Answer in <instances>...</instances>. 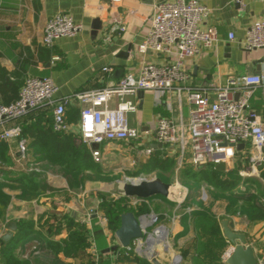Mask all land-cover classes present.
I'll return each instance as SVG.
<instances>
[{"label":"crops","instance_id":"1","mask_svg":"<svg viewBox=\"0 0 264 264\" xmlns=\"http://www.w3.org/2000/svg\"><path fill=\"white\" fill-rule=\"evenodd\" d=\"M165 1L173 0H121V2L113 0H0V105H9L15 102L29 77L51 78L59 88L56 97L64 98L73 96L80 91L114 85L128 73L137 74L142 60L162 63L163 60L152 53L140 55L137 48L144 42L149 32L148 20L153 13L155 4ZM198 1L211 10L210 17L203 28L214 27L218 32L219 40L212 49L203 50L194 59L187 62L186 67L191 75V83L195 86L212 84L222 86L232 75L264 73V50L249 52L244 50L241 44L251 25L256 21L264 20V2L243 0L238 4L236 0ZM60 14L71 17L75 23L83 26V30L73 38H61L55 41L52 47H46L42 44L46 24L50 19ZM231 32L235 34L234 41L228 39ZM54 58H58V60ZM105 68L111 69V71H104ZM156 98V94L152 92H144L142 96L138 95L139 110L130 115L131 126L148 134L142 136L139 141L112 142L100 146L103 152L102 162L106 161L110 164L111 161L108 167L117 168L122 164L125 174L129 172L134 174L131 178L125 177V180L117 181V192H119V184L125 181L136 182L158 178L172 185L169 183L170 181H167L169 178L172 179L176 175L175 181H177L179 173L185 167L195 168L191 163L189 151L183 155L179 145H162L154 137L158 118L171 120L180 129L186 128L190 121L191 106L189 102L185 95L178 96L174 91L161 97L160 102H157ZM250 103L264 122V91L262 88L255 91ZM71 105L74 108L70 112V131L68 135L62 136L65 140L63 142L64 144L72 143L76 148L84 149L90 155L92 168L83 171L88 173L100 168L102 162L96 163L91 148L82 143L80 134L81 107L76 100H73ZM71 115L75 116L71 117ZM38 116L44 120L48 118L45 111H38L31 115L28 114L24 119L8 124L7 127L19 125L21 122L26 124L37 122ZM31 117H33V121H31ZM75 117L76 120H73ZM19 142L17 139L5 142L9 145L8 154L12 164L2 163V168L6 173L1 174V180L13 181L18 177V173L31 172L30 168H34L35 160H38L37 168L42 170L46 185L53 188V191L68 192L69 177L63 176L61 173L63 167L51 164L50 158L53 153L49 147L46 146L45 152L34 154L40 147L33 146L28 150L26 160H19L15 156ZM93 148L97 149L98 147L93 146ZM247 148L243 155H247ZM148 149L152 150V154H147ZM243 149L240 150L243 151ZM170 160L174 162L173 165L169 163ZM188 162L189 165H187ZM237 163L235 162L233 167ZM241 164L244 167L246 162H241ZM83 172L70 175L71 181L76 179L75 187L80 186L81 189H84L83 197L73 200L75 207H70L59 201L57 209L52 208L49 194H52L53 191L48 189L36 192L35 195L26 198L20 197V189L6 191L10 199L5 207V215L0 222V264H7L5 253L1 247L12 240L16 232L8 241L2 240V237L9 232L8 225L10 223H16L18 228V223L22 219L33 220L34 228L38 233L15 244L12 252L17 264H24L28 260L30 264H66L68 262L62 252L58 255L60 261L57 262L54 253L49 252L48 249L45 250L44 257L38 252L32 254L31 251L36 244L41 243L47 248L52 240L63 241L67 236L63 232L52 237L48 232L41 231L40 219L42 217L61 214L68 220L81 223L77 221L76 217L83 211L87 201L90 199H96V203L100 201L98 193L101 191L96 186L103 184L98 182L101 179L100 174L94 176L93 180L85 181L82 178L84 177ZM258 180L263 181V178ZM177 184L179 183L177 182ZM15 185L18 186V183ZM176 188V184L174 187L172 185L171 190ZM202 191L206 190L202 189L200 193ZM62 195L65 197V194H59V196ZM218 215L221 218L220 229L223 237L221 222L230 219L234 222L238 232L246 234L258 260L259 256L264 257V224H258L251 229L249 222L244 218L223 217L224 212ZM142 217L146 218V224H149V227L156 221L153 215ZM92 218L95 219V216L93 215ZM89 224L93 226L92 222ZM98 227L102 228L100 225ZM163 227L167 231L170 227L172 236L177 237L178 240H186L183 244L187 245L185 251H189L194 241V232L191 227L187 231L180 218L171 222H161L151 233L154 240L152 245L146 243V237L145 241L144 239L137 240L130 248H127L129 254H124L121 251L124 248L120 247L117 238L115 241L106 235V232L103 231L105 235L99 233L98 239L95 241L97 264H152L149 254H153L161 264H173L171 262L174 254H170L169 251L168 254L164 253L165 249L162 248L161 243L164 239L160 228ZM133 246H135L134 250ZM115 247L117 249L114 250ZM231 247L232 245L229 243L223 255L224 263L227 250ZM106 250L110 251L106 252ZM145 251L147 252L145 253ZM186 257L180 260L182 263L180 261L178 263L193 264ZM72 263L76 264V261H72Z\"/></svg>","mask_w":264,"mask_h":264},{"label":"built area","instance_id":"2","mask_svg":"<svg viewBox=\"0 0 264 264\" xmlns=\"http://www.w3.org/2000/svg\"><path fill=\"white\" fill-rule=\"evenodd\" d=\"M242 1L236 0V3ZM210 14L211 10L198 0L155 4L148 20L149 32L137 51L140 55L152 53L163 62L142 60L137 74L128 73L114 85L57 98L59 88L51 78H27L19 98L9 105H0V141L19 139L21 127H7L8 124L47 106L52 108L54 131L69 132L67 105L76 100L81 107V141L91 148L94 161L101 163L100 146L139 141L148 134L130 124V115L139 110V92L155 93L160 102L161 97L174 91L178 96L185 95L191 106L189 124L180 129L173 121L158 118L154 130L156 141L166 146L179 145L183 155L189 151L196 168H216L223 163L228 170L235 162H246L240 175L259 179L264 168V122L251 107L250 100L258 88L264 91V73L232 75L222 86H195L186 67L188 61L203 50L212 49L219 40L214 27L203 28ZM82 30L83 26L71 17L57 15L47 22L42 44L52 47L55 41L73 38ZM228 39L234 41L235 34L229 33ZM241 44L249 52L264 50V20L251 25ZM95 145L97 149L93 148ZM239 145H244L243 151L238 149ZM246 148L247 155H243ZM146 152L152 154L150 149ZM27 153V143L22 140L15 156L26 160Z\"/></svg>","mask_w":264,"mask_h":264},{"label":"trees","instance_id":"3","mask_svg":"<svg viewBox=\"0 0 264 264\" xmlns=\"http://www.w3.org/2000/svg\"><path fill=\"white\" fill-rule=\"evenodd\" d=\"M71 106V103L67 105V122L69 125L71 120L70 112L74 108ZM38 111H45L48 118L44 120L41 116L40 118L38 116L37 119L39 120L36 119L37 122L29 124L25 122L19 123L22 135L17 140H24L28 144V150L32 149L33 146L40 147L39 150L36 149L34 154L45 152L46 146L49 147V150L53 153L50 158L51 164L63 167L68 175H76L80 171L91 169V157L84 149H78L72 143L64 144L63 141L65 140L62 136L68 135L69 132L54 131L52 108L49 106L39 108L29 113V115ZM74 116L71 115V117ZM31 119L33 121V117ZM73 120H76V117ZM8 152L9 145L0 141V222L5 215V207L10 199L6 191L20 189V197L26 198L30 195H35L36 192L47 189L54 190L46 185L42 170L37 168V165H39L38 160L36 161L35 159V167L31 172L18 173V177L13 181L6 182L1 180V174L6 173L2 168V163L5 165L12 164ZM169 163L174 164L172 160ZM242 167L241 162H238L232 170L221 172L213 166L201 169L187 166L181 171V176L184 181L191 180L194 184L206 185L217 193H225L229 202L225 205L223 217L244 218L249 222V228L252 229L258 224H264V168L261 172L263 181H260L256 178L242 177L239 174ZM16 183H18V186L15 185ZM75 183L76 179L69 181L71 187H75ZM63 194L68 196V192L63 191ZM174 206V201L161 196L148 200H133L121 196L116 201L111 200L110 202L102 203V207L107 208L105 211L109 220L108 228L114 232L119 229L121 216L125 213L131 212L137 218H141L150 213L160 214L165 207L173 208ZM181 207L179 208L181 209ZM179 208L177 209L180 210ZM184 211L181 223L186 226L187 231L191 228L193 229L194 241L189 251L183 253V257L187 256L188 258L186 257V259L191 260L193 264H225L223 255L229 246V242L222 236L220 229L221 218L217 214L206 210ZM34 227V221L31 219H22L18 223L17 231L12 240L1 247V250L5 253L7 264L18 263L12 252L15 244L38 233ZM40 229L48 232L52 237L63 232L67 236L63 241L52 240V243L47 248L41 243L34 245L31 251L32 254L38 252L39 255L44 257L45 250L48 249L49 252L54 253V258L55 260L57 259V262L60 261L58 260V255L62 252L68 260L66 264H73L72 261H76V264H97L96 256L91 253V247L95 243L93 234L85 225L68 220L61 214H52V216L49 215L40 219ZM121 251L124 254H129L127 248L121 249ZM263 258V256H259V264H264ZM24 264H30V261L28 260Z\"/></svg>","mask_w":264,"mask_h":264},{"label":"rangeland","instance_id":"4","mask_svg":"<svg viewBox=\"0 0 264 264\" xmlns=\"http://www.w3.org/2000/svg\"><path fill=\"white\" fill-rule=\"evenodd\" d=\"M110 164H111V161H110ZM110 164L104 161L102 162V164H100L101 167L97 169L99 171L93 170V171H89L88 173L83 172L84 177L82 178L85 181H87L88 179L93 180L94 176H96L97 174H100L99 176L101 179H99L100 181L98 182L103 183V184L96 185L97 189L101 191L100 193H98V196L101 198L100 201L96 203L95 202L96 199L88 200L87 203L84 205L83 211L78 213L76 217L78 219L77 220L78 222H81L83 225H85V227L88 228V230H90L92 233L94 232L93 235L96 236V237L93 236L94 241L98 239L99 233L104 234L103 231L106 232V235H108L110 238H113L115 241H117L116 235H115L116 232L108 228L109 220H108V217L105 211L107 208L102 207V203L106 201L110 202L111 200H115V201L118 200L121 196L119 192H117V188H116L117 181L125 180V177L131 178L134 175L133 172L131 173L129 172L125 174L124 171L122 170L123 169V167L121 166L122 164L117 166V168L108 167ZM189 164L190 163L188 162L187 165ZM232 169L233 168H229L228 170H232ZM61 173H63V176L65 175L69 177L68 180L70 181L71 179L70 175L68 176L64 168ZM175 177L176 175H174L172 179L169 178L167 180V181H170L169 183H172L173 187L175 186V184L177 186L176 189L171 190V194L168 197V199L175 202V206L173 208L165 207L163 211L161 212L162 215L155 214V213L149 214V216L153 215L156 218V221H154V225L148 228L149 230L147 229L148 235H150L154 231V229H156V227H158L161 224V222L163 221L171 222L174 219L178 220L182 218L183 216L182 214L185 212L184 210L191 212L194 209H200V210L210 211L218 215L224 212L225 205L229 202L227 199L228 197L226 198L225 196L226 195L225 193H222V192L217 193L216 191L209 189L208 186L203 185V184H201L202 186H200L199 184H194V182L191 180L184 181L182 180L181 173H179V180L175 181L176 180ZM82 178H78V179H82ZM259 179H261V175ZM177 182L179 184H177ZM83 184L85 185V182ZM67 186H68L67 191L69 194V196H65L67 198L63 197V195L59 196V194L61 193L63 194V190H55L52 192V194L51 193L49 194L52 200V201L50 200L52 204V208L57 209L59 201L66 203L70 207L72 206L75 207L73 200L79 197H83L84 189H81L80 186L71 187L69 183H67ZM202 189L206 190V192L203 194L200 193ZM180 206H182L181 209L179 208ZM177 208H179L180 210H178ZM174 211L175 213H173ZM93 215L95 216V219L92 218ZM237 218L239 219L240 217H237ZM90 222L93 223V226L89 224ZM97 225L98 226L100 225V227L102 228H99ZM166 227H168V225ZM163 239L164 240H162L161 244H162V248L164 247L165 249L164 253L168 254V251H169L170 254H174V257L172 258L173 260L171 263L173 264L182 263L181 261L180 263H176L175 259L176 257L183 259V253L185 251V248L187 247V245L183 244V242L186 240H181V239L178 240L177 237H173L172 230L170 229V227H169L167 235ZM94 247H95V243L91 247V253H93V255L96 256L97 250H96V247L95 249ZM132 249L134 250L135 246H133ZM146 252L147 251H145V253Z\"/></svg>","mask_w":264,"mask_h":264},{"label":"water","instance_id":"5","mask_svg":"<svg viewBox=\"0 0 264 264\" xmlns=\"http://www.w3.org/2000/svg\"><path fill=\"white\" fill-rule=\"evenodd\" d=\"M97 27V26H96ZM144 92H139V96H142ZM95 148L98 146L95 145ZM244 145H239L238 149H243ZM218 171L224 172L226 170L225 164L221 163L216 166ZM172 185L161 181L158 178L151 180H139L136 182L125 181L119 184V193L121 196L135 199V200H148L150 198L161 196L168 198L171 194ZM146 218H137L133 213L128 212L121 216V225L116 231L115 235L119 242L120 247L130 248L134 241L142 240L146 237V243L152 245V234L148 235L146 228L149 224H146ZM222 230L225 239L232 245L227 250L225 256V264H259L256 252L249 243V240L244 233H240L235 229L234 222L230 219H225L221 222ZM9 232L6 233L2 240H10L14 233L17 231V224L12 222L8 225ZM163 238L167 235L168 231L165 227L160 228ZM118 247V246H117ZM117 247L113 248L114 250ZM110 250H106L109 252ZM152 264H161L153 254H149ZM181 259L176 260L178 263Z\"/></svg>","mask_w":264,"mask_h":264},{"label":"bare ground","instance_id":"6","mask_svg":"<svg viewBox=\"0 0 264 264\" xmlns=\"http://www.w3.org/2000/svg\"><path fill=\"white\" fill-rule=\"evenodd\" d=\"M133 181H136V180H133ZM203 190H205V189H203ZM161 234H162V233H161ZM159 236H160V235H159ZM162 237H163V236H162ZM162 237H161V238H162ZM178 260H179V259L177 258V261H178Z\"/></svg>","mask_w":264,"mask_h":264}]
</instances>
